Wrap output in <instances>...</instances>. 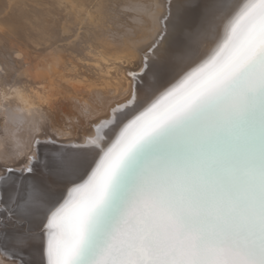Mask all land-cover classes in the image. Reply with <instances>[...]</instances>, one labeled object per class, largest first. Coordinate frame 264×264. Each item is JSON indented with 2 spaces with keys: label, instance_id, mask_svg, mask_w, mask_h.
Here are the masks:
<instances>
[{
  "label": "snow or ice",
  "instance_id": "1",
  "mask_svg": "<svg viewBox=\"0 0 264 264\" xmlns=\"http://www.w3.org/2000/svg\"><path fill=\"white\" fill-rule=\"evenodd\" d=\"M107 17L115 89L5 103L0 264H264V0Z\"/></svg>",
  "mask_w": 264,
  "mask_h": 264
},
{
  "label": "bare ground",
  "instance_id": "2",
  "mask_svg": "<svg viewBox=\"0 0 264 264\" xmlns=\"http://www.w3.org/2000/svg\"><path fill=\"white\" fill-rule=\"evenodd\" d=\"M110 3L0 0V129L6 102H11L15 115L24 121L37 108L51 111L53 104L66 108L73 99L84 103L93 93L118 86L123 71L117 67L121 52L110 37ZM137 15L130 11V22ZM74 195L68 193L67 198Z\"/></svg>",
  "mask_w": 264,
  "mask_h": 264
},
{
  "label": "rangeland",
  "instance_id": "3",
  "mask_svg": "<svg viewBox=\"0 0 264 264\" xmlns=\"http://www.w3.org/2000/svg\"><path fill=\"white\" fill-rule=\"evenodd\" d=\"M30 4H32L31 2H30ZM26 6H28V4L27 5H22V7H26ZM34 50V49H33ZM33 50H31L32 52L31 53H34L35 51H33Z\"/></svg>",
  "mask_w": 264,
  "mask_h": 264
}]
</instances>
